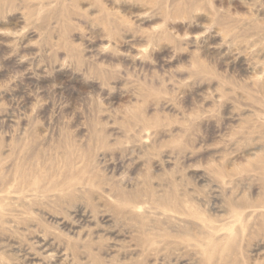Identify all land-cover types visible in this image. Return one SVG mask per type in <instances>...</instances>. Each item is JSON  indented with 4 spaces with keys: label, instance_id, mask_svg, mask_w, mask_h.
<instances>
[{
    "label": "rangeland",
    "instance_id": "obj_1",
    "mask_svg": "<svg viewBox=\"0 0 264 264\" xmlns=\"http://www.w3.org/2000/svg\"><path fill=\"white\" fill-rule=\"evenodd\" d=\"M0 264H264V0H0Z\"/></svg>",
    "mask_w": 264,
    "mask_h": 264
}]
</instances>
